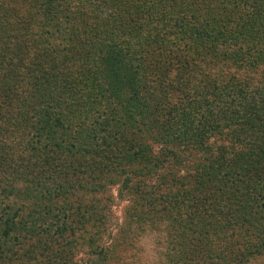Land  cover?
Returning a JSON list of instances; mask_svg holds the SVG:
<instances>
[{
    "label": "trees",
    "instance_id": "obj_1",
    "mask_svg": "<svg viewBox=\"0 0 264 264\" xmlns=\"http://www.w3.org/2000/svg\"><path fill=\"white\" fill-rule=\"evenodd\" d=\"M0 264H264V0H0Z\"/></svg>",
    "mask_w": 264,
    "mask_h": 264
},
{
    "label": "rangeland",
    "instance_id": "obj_2",
    "mask_svg": "<svg viewBox=\"0 0 264 264\" xmlns=\"http://www.w3.org/2000/svg\"><path fill=\"white\" fill-rule=\"evenodd\" d=\"M115 212H116V215H117L118 217H120V215H121V207H117V208H115Z\"/></svg>",
    "mask_w": 264,
    "mask_h": 264
}]
</instances>
